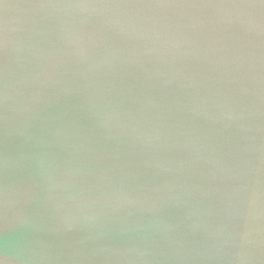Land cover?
Instances as JSON below:
<instances>
[{
	"label": "water",
	"instance_id": "95a60500",
	"mask_svg": "<svg viewBox=\"0 0 264 264\" xmlns=\"http://www.w3.org/2000/svg\"><path fill=\"white\" fill-rule=\"evenodd\" d=\"M0 264H264V0H0Z\"/></svg>",
	"mask_w": 264,
	"mask_h": 264
}]
</instances>
